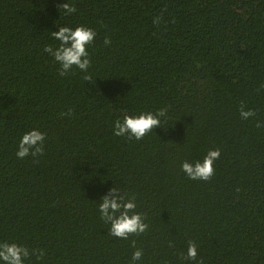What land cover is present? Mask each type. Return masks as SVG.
Wrapping results in <instances>:
<instances>
[{
    "label": "trees",
    "instance_id": "trees-1",
    "mask_svg": "<svg viewBox=\"0 0 264 264\" xmlns=\"http://www.w3.org/2000/svg\"><path fill=\"white\" fill-rule=\"evenodd\" d=\"M62 2L0 0V242L24 264H130L137 248L135 264H264V0H69L71 16ZM55 24L95 30L90 79L43 51ZM160 108L140 140L113 135ZM32 128L43 152L17 158ZM217 148L208 180L181 170ZM112 185L143 233H108L96 201Z\"/></svg>",
    "mask_w": 264,
    "mask_h": 264
},
{
    "label": "clouds",
    "instance_id": "clouds-1",
    "mask_svg": "<svg viewBox=\"0 0 264 264\" xmlns=\"http://www.w3.org/2000/svg\"><path fill=\"white\" fill-rule=\"evenodd\" d=\"M58 9L64 16H71L76 12V8L69 0H63ZM158 22L159 17L154 18L153 23ZM55 27L57 30L49 31V33L56 45L55 47L45 45L43 51L48 53L59 66V75L64 76L75 68L84 73L85 80L90 79L87 73L91 61L87 48L96 36L95 30L83 24H55ZM109 43L110 41L105 38L104 44ZM165 115V108L155 111L125 112L122 117L118 116L113 120V135L140 140L154 128L160 127L162 118ZM253 115L251 109L240 110V116L243 119H248ZM44 140V132L37 128L23 132L16 144L15 155L17 158H24L28 155L35 157L37 154H42ZM219 155L218 148L209 150L202 161L182 162L180 165L181 170L189 179L208 180L213 174V162ZM96 202L99 217L107 225V231L111 236L127 239L129 234L138 235L147 229L148 225L144 222L143 215L135 211L137 207L135 198L126 196L119 187L112 185ZM33 254H36V250H33ZM28 255L29 250L23 246L16 243L0 242V264H24V259ZM196 255L197 245L190 241L185 256L187 259H194ZM141 256L142 250L137 248L131 254L130 264H135Z\"/></svg>",
    "mask_w": 264,
    "mask_h": 264
}]
</instances>
